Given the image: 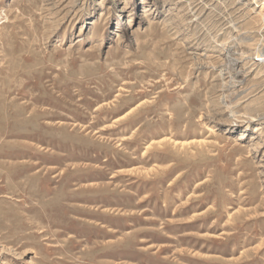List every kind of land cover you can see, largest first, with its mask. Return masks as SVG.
Here are the masks:
<instances>
[{
  "label": "rangeland",
  "instance_id": "374dc122",
  "mask_svg": "<svg viewBox=\"0 0 264 264\" xmlns=\"http://www.w3.org/2000/svg\"><path fill=\"white\" fill-rule=\"evenodd\" d=\"M263 43L264 0H0V264H264Z\"/></svg>",
  "mask_w": 264,
  "mask_h": 264
},
{
  "label": "bare ground",
  "instance_id": "6f19581e",
  "mask_svg": "<svg viewBox=\"0 0 264 264\" xmlns=\"http://www.w3.org/2000/svg\"><path fill=\"white\" fill-rule=\"evenodd\" d=\"M241 38V37H240ZM264 44V43H263ZM264 47V46H263ZM258 50H259V48H258ZM233 55V54H232ZM259 56H260V59L261 60H264V52L263 51H260L259 52ZM230 57V56H229ZM259 58V57H258ZM224 71V70H223ZM223 74V73H222ZM234 87V86H233Z\"/></svg>",
  "mask_w": 264,
  "mask_h": 264
}]
</instances>
